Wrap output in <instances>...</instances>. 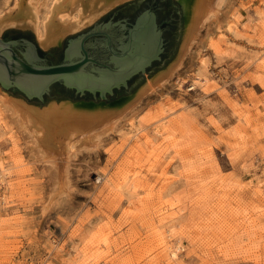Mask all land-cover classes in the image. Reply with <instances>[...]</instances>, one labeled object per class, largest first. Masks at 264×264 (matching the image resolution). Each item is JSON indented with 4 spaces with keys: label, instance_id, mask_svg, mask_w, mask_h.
Returning a JSON list of instances; mask_svg holds the SVG:
<instances>
[{
    "label": "rangeland",
    "instance_id": "rangeland-1",
    "mask_svg": "<svg viewBox=\"0 0 264 264\" xmlns=\"http://www.w3.org/2000/svg\"><path fill=\"white\" fill-rule=\"evenodd\" d=\"M136 1L101 13L53 46L43 47L31 26L7 27L0 37H24L44 55L60 53L70 38ZM182 1L174 50L134 89L109 101L60 98L45 106L113 107L133 98L180 58L191 11ZM14 2L0 0V14ZM233 14L245 21L235 35L225 27ZM218 22L202 29L164 89L143 97L138 121L153 146L122 123L97 151L71 156L63 194L56 192L63 178L39 160L32 142L0 122L7 173L0 181L7 196L0 205V264H264V0H233ZM196 77L205 83L193 84Z\"/></svg>",
    "mask_w": 264,
    "mask_h": 264
},
{
    "label": "bare ground",
    "instance_id": "bare-ground-1",
    "mask_svg": "<svg viewBox=\"0 0 264 264\" xmlns=\"http://www.w3.org/2000/svg\"><path fill=\"white\" fill-rule=\"evenodd\" d=\"M14 1L12 7L0 14V33L7 27L31 26L37 33L39 43L43 47H49L59 43L68 33L90 25L98 19L101 13L128 0H97L99 7L94 6L97 4L95 0ZM187 1L188 6L191 7L190 22L180 58L170 68L151 78L138 94L124 104L105 107L102 106L103 104L98 106L63 101L37 107L9 95L0 86V122L7 120L14 129L23 134L32 142L39 160L43 161L53 172L56 171L59 179L63 178L56 185L58 194H63L67 187L71 156L82 152L97 151L104 138L115 133L122 123L128 124L133 138L140 137L146 140L149 146H153V141L143 133L144 128L138 121L137 112L143 97L164 89L189 56L194 44L201 36L202 29L211 28V26L218 27L219 18L229 12L233 6V0ZM244 23L245 21L239 20L233 14L226 18L225 27L231 35H235ZM204 61V57L199 58V63L204 64ZM203 83L205 82L199 77L193 79V84ZM163 107V110L166 109V106ZM162 129L161 123L155 127V132L161 134ZM132 149L130 161L134 163L138 150L136 147ZM1 161L0 156V181H4L7 173ZM182 212L183 208L178 211V214ZM62 253L57 256V262H61ZM172 257L177 258L178 253L172 251ZM56 261L54 259L53 262Z\"/></svg>",
    "mask_w": 264,
    "mask_h": 264
},
{
    "label": "water",
    "instance_id": "water-1",
    "mask_svg": "<svg viewBox=\"0 0 264 264\" xmlns=\"http://www.w3.org/2000/svg\"><path fill=\"white\" fill-rule=\"evenodd\" d=\"M159 2L161 6V18L170 20L171 25L165 32V41L167 44L166 51L162 61L158 62L149 71L157 68L162 64L174 50L180 35L184 21V9L179 0H140L127 4L104 18L94 28L103 25L110 26V22L115 23L127 16L133 15L138 10H144L148 4ZM182 4L185 3L181 0ZM134 5V6H133ZM145 17L150 16L153 23V15L149 11ZM148 22L146 18L145 23ZM115 30V29H114ZM113 30V31H114ZM115 32V31H114ZM103 32L92 31L86 34L70 38L69 44L65 51V61L59 63L63 58V52H47L44 57L46 63H39L41 59L35 53L36 47L30 41L5 40L0 37V85L5 90H17L22 92L28 101L37 106H45V96L47 99L73 98L79 100H88L95 102L109 101L119 97L135 88V86L144 79L146 67L152 59L159 56L162 40L158 38L155 45V37L150 33L140 34L137 42L136 51L139 56L128 54L127 56L114 55L112 62L114 67L97 60L91 56L86 49V43L95 36ZM94 40L89 44H94ZM21 46V47H20ZM24 54L25 58L20 56L17 48ZM58 63V64H57ZM143 72L136 76L126 91H119L115 96L107 97V93H113L115 88L127 85L128 80L135 74ZM78 93L92 92L100 93L101 97H93L90 94L77 96L72 89ZM22 97V96H20ZM48 99V100H49ZM36 100L41 101L36 102Z\"/></svg>",
    "mask_w": 264,
    "mask_h": 264
},
{
    "label": "flooded vegetation",
    "instance_id": "flooded-vegetation-1",
    "mask_svg": "<svg viewBox=\"0 0 264 264\" xmlns=\"http://www.w3.org/2000/svg\"><path fill=\"white\" fill-rule=\"evenodd\" d=\"M149 11L153 15V23H152V20L150 19V16H147V17L144 16ZM160 13H161L160 3L152 2L151 4H148V6L144 10H138L136 11V13L134 12L133 15L120 19V21L116 23L114 21H111L110 26L103 25L101 27L86 31L84 34L88 32H92V31L103 32L98 36L92 37L86 43L87 51L89 52L91 56L95 57L97 60L114 67V64L112 62V58L114 57V55L127 56L128 54H131L133 56L136 55L135 59H138L139 56L137 55L138 51H136V46H137V42L139 41V36L140 34H142V32H143L142 36L144 35V33H150L155 37L154 47H156L158 43V38H161L162 44H161V50H160L159 56L157 58L152 59L150 64L146 67V71H149L158 62L162 61L163 55L167 47L164 36H165V32L168 30V27L171 25V21L162 19ZM146 18H148V22L145 23ZM16 40L29 42L24 37H19ZM92 40H94L95 42L94 44L90 45L89 42ZM68 44H69V41L67 42L66 46L63 48V58L59 63L65 61L66 59L65 51H66ZM20 47L17 48L16 50L20 56L25 58L24 54H22V52L20 51ZM35 53L41 59L39 63L49 64L45 62L44 58H42L43 56H46V55L41 53L39 47H36ZM141 73L143 72H139L133 75L128 80L126 86L123 85L120 88H115L113 90V93H107L106 96L111 97V96H115V94L118 93L119 91H126L127 89H129L134 78L140 75ZM60 84L64 85L63 83H60ZM69 89H72V88H69ZM72 91L77 96H84L86 94H90L95 98L101 97L99 92H97L96 94L92 92H86L82 94V93H78L75 89H72Z\"/></svg>",
    "mask_w": 264,
    "mask_h": 264
},
{
    "label": "trees",
    "instance_id": "trees-1",
    "mask_svg": "<svg viewBox=\"0 0 264 264\" xmlns=\"http://www.w3.org/2000/svg\"><path fill=\"white\" fill-rule=\"evenodd\" d=\"M11 92H12V94L13 95H16V96H22V97H25L26 98V96L22 93V92H20V91H17V90H14V89H11L10 90ZM47 97H48V94L45 96V103H47V101H49L48 99H47ZM27 99V98H26ZM28 101H35V100H29V99H27ZM36 102H40V103H42L41 101H39V100H36Z\"/></svg>",
    "mask_w": 264,
    "mask_h": 264
},
{
    "label": "built area",
    "instance_id": "built-area-1",
    "mask_svg": "<svg viewBox=\"0 0 264 264\" xmlns=\"http://www.w3.org/2000/svg\"><path fill=\"white\" fill-rule=\"evenodd\" d=\"M1 185H5V182H1ZM7 204V196L2 193L0 194V205H6Z\"/></svg>",
    "mask_w": 264,
    "mask_h": 264
}]
</instances>
